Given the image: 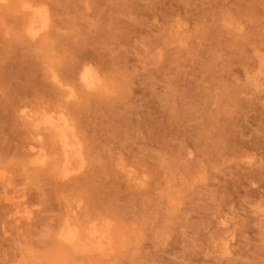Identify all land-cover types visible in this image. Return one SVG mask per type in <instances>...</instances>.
<instances>
[{"label": "rangeland", "instance_id": "rangeland-1", "mask_svg": "<svg viewBox=\"0 0 264 264\" xmlns=\"http://www.w3.org/2000/svg\"><path fill=\"white\" fill-rule=\"evenodd\" d=\"M24 108L69 118L82 171L34 163ZM73 209L109 258L57 239ZM0 264H264V0L0 2Z\"/></svg>", "mask_w": 264, "mask_h": 264}, {"label": "bare ground", "instance_id": "bare-ground-1", "mask_svg": "<svg viewBox=\"0 0 264 264\" xmlns=\"http://www.w3.org/2000/svg\"><path fill=\"white\" fill-rule=\"evenodd\" d=\"M5 0H0L4 2ZM29 13L27 20V34L31 39H35L47 32L50 27V19L44 7H34L24 5ZM79 81L85 91L94 90L101 87L100 79L94 71L86 67L80 73ZM76 96L74 91L69 94L70 98ZM22 118L28 121L35 128V141L30 148L29 155L38 166L47 164L51 156H58L63 167L64 175L69 176L79 173L84 169L82 145L77 139L74 127L64 114L54 112H35L24 108ZM50 145L45 146V134ZM78 164L75 166V164ZM138 184L143 180L136 179ZM77 210L73 209L60 223L61 227L57 233V239L75 251L92 253L102 260L109 258L112 253V228L110 224L98 226L97 224L84 225L77 218ZM228 251L227 243L224 247Z\"/></svg>", "mask_w": 264, "mask_h": 264}]
</instances>
